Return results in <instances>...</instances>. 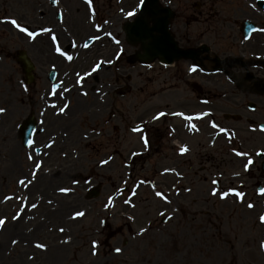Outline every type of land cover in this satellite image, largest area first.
<instances>
[{
  "label": "rangeland",
  "instance_id": "1",
  "mask_svg": "<svg viewBox=\"0 0 264 264\" xmlns=\"http://www.w3.org/2000/svg\"><path fill=\"white\" fill-rule=\"evenodd\" d=\"M138 1L130 2L136 4ZM197 1L199 0H172L175 7L177 6L182 10H185L190 4H196ZM211 1L215 3L211 4L221 12V17H218V19L223 22V27H218L220 29L215 33L210 28L217 26L212 24L207 32L201 33L196 24L188 25V40L196 43L206 42L223 57L228 52L237 50L240 37L235 23H239V20L247 16L243 13L244 11L249 13L250 11L243 8V5H245L243 0ZM39 3L40 1L21 4L24 8L20 6L13 8L11 4H0V18H12V15H14L12 10L18 11L20 15L27 17V13L21 10L26 9L27 12L29 10L37 11V8L41 5ZM64 3L72 13L76 25L79 24V19L83 20L87 17L86 9L77 0H64ZM102 11L105 13V10L102 9ZM29 16L31 20H35L33 15L28 14ZM178 22H180V19L177 20ZM81 34L83 35V33ZM25 44L28 46L26 40H20L19 36L8 25L0 26V107L8 110L5 119L11 114L13 102L18 99L17 103H21L22 98H25L20 86L16 88L14 81H12L15 70L18 73V78L22 75L19 67L17 68V65H15V59L17 58L16 53L26 48ZM187 65L185 63V68ZM149 68L137 66L132 73L133 82L131 85L129 84L134 89L126 98L120 99L115 92L114 125L116 129L113 134L110 133L111 131H107L95 141L94 150L98 154L99 160L107 156L105 150L109 144L113 146L111 148L120 151V157L116 156L114 161V177L117 181L108 185L105 184L102 197L97 202H82L81 200H75L74 196L65 195L59 197V203L61 202L66 209L62 215L54 216L49 213L47 216L45 214L42 217L39 211L31 214L28 220L24 221L23 226L26 230L22 236H9L5 239L4 244L0 243L2 248L0 264H264V253L259 247L261 240L259 232L264 231V225L259 222L260 210L258 212L248 210L245 203L242 204L235 198L224 201L219 200L217 197H211L208 193L210 188L208 181L213 174L222 172L228 174L241 170L242 163L235 164L234 160L229 167L226 165L218 167L216 164L219 165V163L215 158L221 160V157H215L212 154L211 156L215 162L212 161L214 163L210 164L203 160V154L196 158L203 160L198 165L207 163L209 168L205 171L197 168L192 174L189 168L180 164L181 169L189 172L186 178L188 186L196 187L198 191L194 192L191 197H178L171 205L167 204V200L154 197L148 187H142L139 184L141 193L136 199L132 200L133 204L130 203L126 207L125 213L123 212L125 207L123 206V200L115 202L116 210L112 213H105L102 210L101 206L106 204L107 195L114 192L122 183L124 159L131 152L146 148L141 143L140 137L142 135L134 134L130 127L154 114L157 110L164 109V107L159 106H161L165 97L158 100V97L153 98L154 93H156V90L160 92L161 88L164 87L171 88V71L169 69H161L156 66L151 67L152 70ZM119 84L123 85L122 79H120ZM182 90L179 93L174 91V95L170 97L180 96L186 98L193 95L190 90ZM220 93L222 92L215 91L214 95L217 96ZM143 99H150L149 103L146 102L145 107L147 109L140 105ZM18 106L27 110V104H18ZM151 107H154V109L149 111L148 109H151ZM23 116L24 114L11 118L9 125L12 123L14 127L16 117L20 121ZM0 124H3L1 120ZM86 129L85 124H83L82 132ZM11 130L13 132L12 128ZM54 130L52 129L51 132ZM12 132L9 130V126H0V150L2 152L0 154L4 158L8 154V146L12 145L13 142L15 143V136ZM192 140L195 141L194 145L197 147L203 146L204 141H201L200 138L195 137ZM255 145H258V143H253L252 148H256ZM257 147H264V143ZM163 148H167V146H163ZM204 150L209 153L208 150ZM200 151L203 150L200 149ZM163 153L164 157L168 159L164 162V166H168L170 161H174L173 155L168 153L167 149ZM156 155V151L152 150L149 157L147 155L141 157V159H136L135 165L141 167L139 170H145L141 175L138 174L139 170H136L137 176H158V172L161 170L159 167L163 166H159V162H157L159 157ZM6 160L9 163V159ZM7 161H1L0 158V182L1 176L2 179L5 177L6 180L9 177L5 171ZM146 161L145 166L144 162ZM227 162H231V160L227 158ZM77 171L79 173H89L91 170L82 165ZM100 172L105 173L104 170ZM70 173L72 179L78 177H75L76 172L73 168ZM255 176V172H251L244 177V180L251 183ZM17 178L18 174L8 178V180H12V185L0 184L2 186L0 187V196L15 193ZM71 178L68 176V178H65L67 181L58 186L74 189ZM197 180L201 183L199 184ZM166 181L173 184L174 178L170 177ZM166 181L163 178L160 183L164 184ZM113 183H117L114 188H112ZM58 186L53 185V188H50L51 190L45 191L46 194L51 196L52 191L59 190L60 187L58 188ZM246 188L250 189L247 185ZM242 192L245 193V196H254L252 191ZM52 196H55L54 193ZM130 197L129 192L126 195L127 200ZM82 209L89 210V213L75 219L71 218L75 212ZM165 210H168V214L178 212L166 226L160 227L158 223L166 215L158 213L165 212ZM4 213H0V218L6 217ZM149 221L154 226H150L149 231L141 233L142 229L149 227ZM60 228H64L65 231H59ZM3 234L4 230L0 235V240ZM65 240H67V243L62 242ZM13 241H16V243H13ZM93 242H96L95 247ZM37 243H43L47 247L45 249L37 248ZM117 248H120L121 251L116 252L115 249ZM94 252L95 254H93Z\"/></svg>",
  "mask_w": 264,
  "mask_h": 264
},
{
  "label": "snow or ice",
  "instance_id": "2",
  "mask_svg": "<svg viewBox=\"0 0 264 264\" xmlns=\"http://www.w3.org/2000/svg\"><path fill=\"white\" fill-rule=\"evenodd\" d=\"M87 2L90 4V3H91V0H87ZM143 2H144V0H140V5H143ZM134 14H135V13H134V10L128 12V15H129V16H132V15H134ZM10 23H11L12 25H14L16 28H18L20 31L26 33L29 37H32L33 39H35L36 36L38 35L37 32H35V31H29L27 27H22L21 24L18 23L16 19H12V20L10 21ZM41 31H42L43 33H48V34H50V40H51V43H52V45H53L54 51H55L56 53H58L61 57H63L64 59H66V60L69 61V62L73 61V60L76 58V57H74L73 55L69 54L66 50H64V49L60 46L58 36L55 34V32L53 31L52 28H42ZM261 31H264V29H261ZM95 38H96V39H99V36H97V37H95ZM72 47H76L75 42L72 43ZM83 47H84V48H88V47H89L88 43H85V44L83 45ZM99 67H100V63H99V62H96V63H94V65H92V66L90 67V70H89V69H85V70L83 71V74H81L80 72H76V73H75V76H76L77 79H76V81H75V84H76V85H80V86H82V85H83V82L85 81V79H86L88 76H90L92 73L96 72V71L99 69ZM191 70H192V71H195L196 69L193 68V69H191ZM58 90H61V91H60V99L63 100V99H64V97H63V93H64V92H68V91H70L71 89H69L68 87L64 86L63 82H61V83H59V84H52V86H51V95H52V96H56ZM84 95H87V93H84ZM51 106H52L54 109L57 107V105H56L55 103L52 104ZM68 108H69V102H64V103H62V105H61V106L59 107V109H58V113H57V114H63ZM4 111H5L4 108H0V113H2V112H4ZM165 115H166V113H164V112H159L156 116L153 117V119H154V120H155V119H159L160 117L165 116ZM172 115L181 116V117H183L185 120H188V121H192L193 119H200V118H201L200 116H196V117H193V116H186V115H185L184 113H182V112H179V113H172ZM189 127H190V129H195V128H196V125H195V124H191ZM213 127H217V125L213 124ZM133 131H139V129H135V128H134ZM221 131H224V129H221ZM141 139L143 140L144 145L147 146V144H148V138H147V136H146V135H142V136H141ZM28 143H29V146H31V145L34 143V141H31V140H30ZM49 147H50V145H49ZM180 151H181V153H184V152H187L188 149H187V147L185 146V147H182V148L180 149ZM236 155H238V156H243V155H247V154H246V153H243V152H237ZM28 158H29V159H32V156L29 155ZM101 163H102V164H106V163H108V161H107V160H104V161H101ZM251 164H252V160L249 159V160L247 161V163L244 165V169H245V171L248 170V167H249V165H251ZM40 167H41V163H36V164H35V168H36V169H39ZM165 171H168V170L166 169ZM35 178H36V172H33V173H32V179H28L27 182L25 181V179H21V180H19V184L22 185L24 188H27L30 184L33 183V181L35 180ZM73 183H78V181H73ZM213 183L215 184L216 181H213ZM71 191H73V189H71V188H66V187H61V188H59V192H61V193H69V192H71ZM218 193H219L221 199H224V198L229 197L230 194H234L235 196L239 197V198L241 199V201H243V198H244V196H245V193H244V192H242V191H237V190H235V189H233V188H229V189H227V190H222V189H216V188H214V189L212 190V193H211V194H212L213 196H215V195H217ZM259 193H260V194H264V188L259 189ZM132 194H133V195H136L135 190H133V193H132ZM155 195L158 196V197H161V198L164 199V200H167V199H168V198L164 195V193L161 192V191H157V192L155 193ZM9 199H11V197H8V196L5 197V200H9ZM17 199H20L22 202H24V201H27L28 198H27L26 196H18ZM168 202L170 203V201H168ZM49 203H52V201H49ZM111 203H112V198L109 197V204H111ZM125 203H130V201H129V200H126ZM247 206H248L249 208H253V207H254V205H253L252 203H249ZM36 207H37V204H36V203H32V204H31V208L34 209V208H36ZM23 210H24V208L21 207L20 211L17 212V213L12 217V219H13V220H17V219H19L20 214H21V212H23ZM160 214H161V215H164L163 212H161ZM84 215H85L84 212H82V211H77V212H75V213L72 215L71 218H72V219H75L76 217H82V216H84ZM5 219H6V218H0V227H2V226L4 225V223H5ZM259 219H260V221H261L262 223H264V214H261L260 217H259ZM59 231L63 232V231H65V229H64V228H60ZM143 231H146V229H142V230H141V233H142ZM62 242H63V243H67V240L62 241ZM13 243H16V241H13ZM95 245H96V242H93V246H94V247H95ZM36 247H37V248H40V249H45L47 246H46L45 244H43V243H37V244H36ZM261 247H264V242L261 243ZM115 251H116V252H120L121 249H120V248H117V249H115ZM93 254H95V252H94Z\"/></svg>",
  "mask_w": 264,
  "mask_h": 264
},
{
  "label": "bare ground",
  "instance_id": "3",
  "mask_svg": "<svg viewBox=\"0 0 264 264\" xmlns=\"http://www.w3.org/2000/svg\"><path fill=\"white\" fill-rule=\"evenodd\" d=\"M17 155H18L17 152L13 153L14 159H13V161L11 163V167H12L11 170H14V168H16V170H22V169L19 168V166H20V164H19L20 160L18 159V156ZM7 172H10V171H7ZM55 215L58 216L57 213ZM20 228H21L20 223L12 224V225H9L8 227H6L5 230H4V235H3V237L0 240V243H3L4 244V241H5V239L7 237H9L11 235H15L16 233L19 234L18 229H20ZM1 252H2V248L0 247V253Z\"/></svg>",
  "mask_w": 264,
  "mask_h": 264
},
{
  "label": "water",
  "instance_id": "4",
  "mask_svg": "<svg viewBox=\"0 0 264 264\" xmlns=\"http://www.w3.org/2000/svg\"><path fill=\"white\" fill-rule=\"evenodd\" d=\"M154 3H156V0H148V2H147V7H148V5H150V4H154ZM132 27H133V25H132L130 28L132 29ZM130 28H129V29H130ZM133 29H134V32H135V33H138L139 26H135ZM165 35H166V37H168L166 31H165ZM131 39H133V38L131 37ZM146 39H147V38H146ZM151 47H152V50H153L154 46L152 45Z\"/></svg>",
  "mask_w": 264,
  "mask_h": 264
},
{
  "label": "flooded vegetation",
  "instance_id": "5",
  "mask_svg": "<svg viewBox=\"0 0 264 264\" xmlns=\"http://www.w3.org/2000/svg\"><path fill=\"white\" fill-rule=\"evenodd\" d=\"M175 78L179 81L180 80L179 74H177Z\"/></svg>",
  "mask_w": 264,
  "mask_h": 264
}]
</instances>
